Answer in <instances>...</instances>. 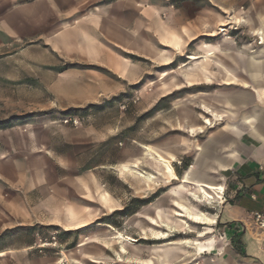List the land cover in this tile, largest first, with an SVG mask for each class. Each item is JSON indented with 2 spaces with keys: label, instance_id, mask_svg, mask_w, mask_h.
Returning <instances> with one entry per match:
<instances>
[{
  "label": "rangeland",
  "instance_id": "rangeland-1",
  "mask_svg": "<svg viewBox=\"0 0 264 264\" xmlns=\"http://www.w3.org/2000/svg\"><path fill=\"white\" fill-rule=\"evenodd\" d=\"M240 2L0 0V18L38 16L18 39L0 34V132H33L64 188L44 196V224L2 221L0 264L192 263L210 226L176 201L209 217L219 199L181 186L186 122L191 107L211 118L199 95L218 87H191L185 70L206 45L247 38Z\"/></svg>",
  "mask_w": 264,
  "mask_h": 264
},
{
  "label": "crops",
  "instance_id": "crops-1",
  "mask_svg": "<svg viewBox=\"0 0 264 264\" xmlns=\"http://www.w3.org/2000/svg\"><path fill=\"white\" fill-rule=\"evenodd\" d=\"M240 4L244 21L234 27L245 29L247 38L224 37L216 45L203 46L211 52L189 57L196 69L185 70L186 83L189 77L196 81L191 87H218L199 95L201 114L211 118L203 122L191 107L192 117L186 122L190 143L184 155L190 165L181 186L197 187L207 201L219 199L218 210L209 217L194 212L183 200L176 201L189 220L210 226V236L200 234L204 241L194 242L196 254L190 264H264V234L250 220L252 212H264V0ZM22 11L26 10L0 18V34L18 39L29 32L27 25L38 16H24ZM173 43L180 45L177 39ZM44 165L49 166L44 142H38L33 132H0V235L11 225L2 221L15 226L44 224V196L64 197V188L53 174L44 173ZM203 187L217 191L207 189L206 197L200 192Z\"/></svg>",
  "mask_w": 264,
  "mask_h": 264
},
{
  "label": "built area",
  "instance_id": "built-area-1",
  "mask_svg": "<svg viewBox=\"0 0 264 264\" xmlns=\"http://www.w3.org/2000/svg\"><path fill=\"white\" fill-rule=\"evenodd\" d=\"M250 220L251 224L264 234V212H252Z\"/></svg>",
  "mask_w": 264,
  "mask_h": 264
},
{
  "label": "bare ground",
  "instance_id": "bare-ground-1",
  "mask_svg": "<svg viewBox=\"0 0 264 264\" xmlns=\"http://www.w3.org/2000/svg\"><path fill=\"white\" fill-rule=\"evenodd\" d=\"M238 22H240V21H238ZM221 32H224L225 30L224 29H221L220 30ZM164 161V160H163ZM165 163V162H164ZM207 189L208 190H211V191H217V189H215V188H212V187H207ZM207 189H205L204 187H203V189H201V192L204 194V195H206V196H209L208 195V193H207ZM209 199V198H208ZM200 220V219H199Z\"/></svg>",
  "mask_w": 264,
  "mask_h": 264
},
{
  "label": "trees",
  "instance_id": "trees-1",
  "mask_svg": "<svg viewBox=\"0 0 264 264\" xmlns=\"http://www.w3.org/2000/svg\"><path fill=\"white\" fill-rule=\"evenodd\" d=\"M189 165H190V161L188 159H185L184 160V169L185 170L188 169Z\"/></svg>",
  "mask_w": 264,
  "mask_h": 264
},
{
  "label": "water",
  "instance_id": "water-1",
  "mask_svg": "<svg viewBox=\"0 0 264 264\" xmlns=\"http://www.w3.org/2000/svg\"><path fill=\"white\" fill-rule=\"evenodd\" d=\"M188 177L190 178V175L188 174Z\"/></svg>",
  "mask_w": 264,
  "mask_h": 264
}]
</instances>
